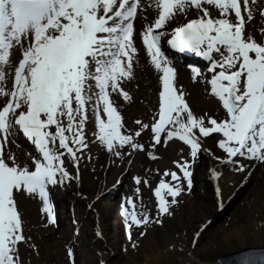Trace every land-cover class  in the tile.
Wrapping results in <instances>:
<instances>
[{
    "label": "snow or ice",
    "instance_id": "1",
    "mask_svg": "<svg viewBox=\"0 0 264 264\" xmlns=\"http://www.w3.org/2000/svg\"><path fill=\"white\" fill-rule=\"evenodd\" d=\"M154 3L157 15L139 36L148 62L158 73V107L150 125L136 120L139 128L129 132L113 97L132 99L124 82L134 76L138 54L134 22L142 11V0H0V99L4 100L0 104V264H23L19 248L29 240L16 192L38 196L50 223L56 224L48 189L79 177L77 153L88 147L85 130L90 122L95 142L114 157L124 159V150L129 149V157L145 152L157 159L138 140L146 130H150L153 150L174 139L190 152L191 162L183 158L172 162L182 175L165 169L155 187V221L147 211L137 212L133 199L126 201L122 211L129 240L133 225L162 223L160 217L171 214L185 182L191 190L190 168L201 151V137L218 134L217 146L226 153L228 163H236L233 158L237 157L264 163V29L260 41L245 34L242 12L247 21L253 19L250 0ZM190 13L194 18L168 30L177 15L187 18ZM259 15L264 17V9ZM162 38L170 49L186 50L207 62L209 75L203 77L197 67L190 66L191 78L195 81L200 76L206 83L223 118L194 116L183 92L174 88L175 72L161 50ZM17 48L21 58L13 64L11 54ZM16 131L40 153L31 165L21 166L14 155L5 156L4 144ZM65 153L72 158L76 176L66 170ZM238 170L245 168L241 165ZM220 175L213 171L217 181ZM134 180L138 195L141 184L151 187L141 177ZM68 255L75 264L71 249ZM241 256L239 264H264V255Z\"/></svg>",
    "mask_w": 264,
    "mask_h": 264
},
{
    "label": "rangeland",
    "instance_id": "2",
    "mask_svg": "<svg viewBox=\"0 0 264 264\" xmlns=\"http://www.w3.org/2000/svg\"><path fill=\"white\" fill-rule=\"evenodd\" d=\"M259 5L260 7L264 6L262 0L260 4L256 5V7L259 8ZM15 50L17 51V49ZM147 70L150 71L149 68H147ZM149 73L151 75V72ZM154 84L156 86L155 81ZM9 85L10 82L8 81V86ZM195 85L199 87L201 90L199 94L204 96L205 93L201 87L202 84L200 85L197 82L195 83ZM145 88H150V84L147 83ZM199 99L200 97L194 98L193 100L190 101V103L193 104L199 103ZM3 103L4 100H1L0 104ZM124 104L126 105L127 103ZM132 116H129L128 118ZM144 122L145 121H143V123ZM127 124L130 125L129 122H127ZM137 128H139V126ZM137 128H134V130ZM128 130L131 131V129ZM206 142H207V146L212 147V150L214 151L215 150L213 146L214 139L211 138ZM178 146L175 148V151L173 150L172 154H169L168 156L166 154L165 155L162 154V157L167 156L168 163L170 164L168 168L165 167L164 164L161 162L162 159H157L155 161H148V160L146 161V158L142 153L139 152L136 153L134 155L135 158H133V163L135 162L139 163L142 160L141 162L142 164L140 166L137 165L138 167L135 169L132 168L133 165H131L130 169H128L127 172L125 173V175L128 176V181L131 175L133 174L143 175L148 170V168L151 169V171L153 170L154 171L151 172L150 175L146 174L144 176L146 177L145 180L147 181H150L153 175L162 176L165 169L169 171H177L178 175H182L179 173L178 169L174 167L172 162L173 161L179 162L181 158H183V160L185 161H189L188 159L190 156V152L187 147H184L183 149L179 150ZM160 151L162 150H159V152ZM103 161H104V157L102 158L101 163H103ZM115 163H116V158L110 157L109 166L107 168H104V172L101 175L103 178H108L107 181H111V183L115 175L119 172V170L122 169L121 167H117ZM96 164L97 163H94V165ZM200 165H202V163L198 164L197 168ZM90 167L92 166L90 165ZM260 172L261 174L259 175L258 173ZM260 172L254 170L253 174L250 176V180H248L246 185H243L241 187L242 190L238 192L236 191V188H233V185H230V183L237 182L239 179H241L240 177L242 174H231L233 180L229 178L223 179L224 180L223 185L221 184L223 186L221 188V198L227 197L230 193H235V192L237 193L234 199V203H232L230 206L231 209H228L221 215L220 214L216 215L215 213L216 202L209 180L206 177L195 179V186L193 188L192 196H186V200H184L183 196L181 195L180 197H178L179 203L177 205L172 206L171 214L160 217L163 221L162 223L153 222L149 226H147L149 228L147 232L151 234L149 236L151 239H154L156 241L160 239L159 242L164 240L163 242L164 244H162V246L163 245L166 246L168 244L167 245L168 248L166 249L167 256L165 257L163 264L215 263L218 255L235 250L232 248H229L232 249L229 250L227 248L220 246L222 243L220 240L222 234L220 233L224 231L226 232L234 228L235 226L244 227L243 229V233L245 235L244 242L246 244H244L243 246H263L264 245V188L262 187V185L259 187L258 183L260 184V181L264 180V172L263 170ZM86 175H88L89 178L88 176L85 177L83 175L82 182L73 183L74 184L73 188L74 189L83 188L84 191L87 192L88 194H90L89 193L90 190L93 191L94 193L99 191V188L97 186L98 180L96 181L97 177L93 173H91L89 169L86 172ZM164 179L167 181L169 178L164 177ZM94 183L96 184L95 186L93 185ZM139 187H144L146 189L150 188L145 184H141ZM135 193L136 191H133L128 198H131L135 201ZM182 194L188 195L187 193L184 192H182ZM116 198L117 196L115 194H110V193L108 194V202H110L111 204H116L117 202ZM15 199L18 204L19 212H21L20 208L22 203L35 205V212H36L35 220L28 221V218H26V216L23 215L27 223L28 222L35 223L33 225L35 229L34 233H32L31 231L30 233H28L27 230L24 232L25 233L24 235L29 237L28 243L27 244L22 243L19 248L20 256L23 260V264H70L69 256L68 255L66 256V254L64 253L63 243H60L59 246L57 245L53 247L52 249L53 254L52 253L50 254L51 255L50 258L47 257V254L40 249L41 245L47 243V240L51 242L56 238V235L55 234L52 235V232L48 229V227L45 224L47 215L43 212V204L40 202L38 203V201L33 199L32 197L29 196L22 197L19 194L16 196ZM170 200L171 197H169V201ZM190 203L192 204L190 205ZM197 203L205 206V208H203L202 211L197 213V218H194L195 222L193 223V228H192L189 227V225H186L187 222L185 223L184 220L186 217V213L189 211V208L194 209L195 207H193L192 205H196ZM95 205L96 204H94L91 208H93ZM88 212L92 217V222H93L92 210H89ZM149 214L154 221L157 219L156 204L154 205L153 208L150 206ZM212 217L214 218L211 219V223L208 224L206 228L204 227L203 230L200 231L198 239L194 241L193 245L191 244L190 247L189 244L190 238L185 239V237L188 234H190L192 230H195L197 228V225L203 222L204 219H208ZM109 220L115 221V217L114 216L109 217ZM37 221L39 222V226L36 225ZM251 224L255 225V228H252ZM133 227L135 230H138L140 228L141 229L147 228V227H138L135 225H133ZM77 244L78 247H76L75 252H81L82 244H85L84 255L87 258V260L81 262L80 264H97L98 259L101 257H103L106 264H116L117 258L115 257L113 251L111 252L108 249V247L100 240H95V239L87 240V238L83 237L81 239L79 238ZM87 248L89 249V251ZM181 257L186 258L187 261L184 263L181 262L182 261ZM48 258L50 259V261H48ZM118 260H123V256L121 255V257Z\"/></svg>",
    "mask_w": 264,
    "mask_h": 264
},
{
    "label": "bare ground",
    "instance_id": "3",
    "mask_svg": "<svg viewBox=\"0 0 264 264\" xmlns=\"http://www.w3.org/2000/svg\"><path fill=\"white\" fill-rule=\"evenodd\" d=\"M242 14H243V12H242ZM262 18L263 17L256 15L255 19L252 22L253 27H254L255 22H258V24H259L253 31H251L249 33L253 36V38H255L256 35H260L261 34L260 30L264 29V25L262 23ZM179 21H180V17H176L174 20V22H179ZM178 69H180V68H178ZM139 77L140 78L138 80H141V81L144 80L143 76L139 75ZM177 80L180 81L181 83H183V85L186 87V89L188 91V98L190 99V101L193 100L194 98L201 97V95L199 94L200 91L195 85H193L189 82H186V81L182 82L181 79H177ZM135 92L137 93L138 98L142 97L144 94V90H140V91L135 90ZM132 102L134 104H131L128 107L126 105H120V108L126 114L127 122H129L128 117L130 115H133V117H140V119H141L145 113L150 112L151 105H152L151 89H150V92H148L146 94L145 103L139 102V103H141L139 106V105H137L139 103L135 102L134 100H132ZM129 107H131V108H129ZM194 109H196V110L199 109L200 111H198V112H200V114L202 116H204L205 114H207V116H213L215 114L216 110H218V104H217V101L215 100L214 97H212V96L210 97L207 95L203 99H201V103L199 105L195 106ZM174 144H177V142L171 141L166 145L165 151H166L167 156L169 154H172ZM93 147L98 148L100 151L103 152V150H101L100 146H97V144H94ZM27 148H29V147H27ZM167 156H163L162 161H161L165 167L169 166ZM207 162H208V166L210 168L213 167L212 161H207ZM196 176L199 178L202 176L200 170L197 171ZM261 185L264 188V181L260 182V184L258 183L259 187ZM111 192H113V190H109L105 194L106 196L105 195L102 196L104 198V200H106V204H102L99 207V213H101V216L99 217V221H100L99 225L101 227V231H102L103 235H109L108 244L111 248L114 249V248H117V246L119 244L122 245L124 242L128 241V232L124 228H122L120 221H118V220L117 221H110L109 223L104 222V219L107 215L108 216L111 214L113 215V213L115 212L113 205L111 203L107 202L108 194ZM62 199L63 198L59 195L57 198L59 204L61 203ZM191 204L192 203H190V205ZM24 206H25L24 213H25L26 217L29 214L34 213V209H33L31 204L24 203ZM192 206L195 208L194 209L189 208V211L186 213V217H185L184 222L185 223L187 222L186 225H189V227L193 228V223L195 222L194 218H197V213L202 211L203 208H205V206L200 205L199 203H197L196 205H192ZM61 213H62V217H61L62 221L61 220L57 221V223L62 227L61 231L57 233L55 240H53L51 242L49 240H47V244H43L41 246L42 251L47 253V257H49V258L51 256L50 254L51 253L53 254V252L51 250L53 248V246L58 245L60 242L67 243L68 239L70 238V236L68 234L67 222H65V219L63 220V217H67V215H69V212H68V210L67 211L62 210ZM55 214H57L56 211H55ZM82 214H86V216H82ZM70 217L72 218L71 215H70ZM28 219L33 220L31 218H28ZM74 220L79 224L82 223L84 220H86L88 222V224L91 222V220L89 218V214L86 211L81 210L79 205H77L75 207ZM72 223H73V219L71 220L70 224H72ZM251 226H252V228H255V225L251 224ZM50 228L54 229L53 226H50ZM89 229H90V226L88 228L83 226V228H82V233L84 235H86L88 239L93 238V235L91 234ZM243 229H244V227L235 226L234 228H232L226 232L224 231L226 235L224 234V232L220 233V234H222V236L220 237V240L222 242L220 246L227 248V249H229V248L236 249L238 247H242L244 244H246L244 242L245 241V238H244L245 235L243 233ZM82 233L79 234V237L83 235ZM150 235H151L150 233L146 232V235L143 236V238L141 239V242H138L137 240L135 242H133L137 245L135 248L132 247L133 243L126 244V247L124 248V250L128 248V251L125 250L124 253L122 254L123 260H118L121 257V254L115 253V257L117 258L116 264H163V261H164L165 257L167 256V250L166 249L168 248V246H167L168 244L166 246H164V245L162 246V244H164L163 243L164 240L159 242L160 239H158L156 241L154 239H151L149 237ZM84 248H85L84 244H82V250L83 251H84ZM232 249H229V250H232ZM49 258H48V261H50ZM75 258L78 260V262L86 261L84 255L81 252H79L77 255H75ZM138 260H140V261H138ZM181 260H182L181 262H183V263L187 261V259L183 258V257H181ZM50 263H52V262H50ZM201 264H211V263H201Z\"/></svg>",
    "mask_w": 264,
    "mask_h": 264
}]
</instances>
